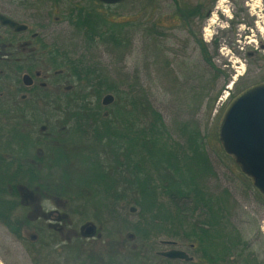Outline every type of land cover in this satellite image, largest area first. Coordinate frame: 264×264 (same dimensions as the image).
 I'll return each mask as SVG.
<instances>
[{
    "label": "rangeland",
    "instance_id": "1",
    "mask_svg": "<svg viewBox=\"0 0 264 264\" xmlns=\"http://www.w3.org/2000/svg\"><path fill=\"white\" fill-rule=\"evenodd\" d=\"M177 4L182 8H178L174 0H124L109 7L93 0H0V10L17 9L13 13H17L18 18L29 15L31 21L27 24L31 32L39 33L49 48L56 47L75 64L79 61L81 69L92 73L93 78L98 74L108 85L120 89L132 86L135 91L145 92L175 140H182V124L189 123L186 124L188 129L197 126L216 173L206 181V187L214 194L225 188L232 199V204L227 203L231 206L225 214L227 220L221 235L215 238L216 249L223 250L224 258L234 264L246 260L248 264H264V201L233 159L223 152L217 139L218 122L226 105L220 106L219 97L235 86L242 90L264 81V0H177ZM195 6L201 7L198 14L187 13ZM79 8H92L103 16L105 23L101 22L100 29L121 43L115 44L112 37H94L89 44L82 31L70 22V15ZM222 25L226 27L222 29ZM199 40L205 44L209 62L200 51ZM42 58L37 61L40 76L33 78L35 86L46 83L53 71L63 70L64 75L71 71V63L61 69L52 68V64ZM1 69L0 65V76H14L12 71L5 73L4 68ZM0 78L3 86L0 87V170L5 172L14 162L10 149H15L17 143L11 128L19 123V129L30 130L35 138L39 136L40 125H46V117L42 116L33 127L27 124L32 122L29 117L27 122L17 117L13 120L8 108L16 101L14 95L19 99L20 95H29V91L15 90L11 82L4 83L3 77ZM63 79L61 89L74 85L71 78L65 76ZM50 81L47 82L48 90L51 89ZM90 91L87 87L86 92ZM107 93L113 95L114 102L116 95L112 92L103 93L100 101ZM36 106L42 109L40 113L46 109L42 102ZM58 121L52 118L48 123L60 129L62 125ZM64 136L68 141V135ZM51 141H42L33 152L46 151V146H60ZM80 144L78 137L65 144V151L75 153L72 152L70 159L57 171L52 170L58 178L63 170L73 176L72 172L84 169L80 160L85 157L77 150ZM84 184L90 186L92 182L84 181ZM4 188L13 195L18 194L16 188L0 186ZM28 191L24 192L25 197L34 195ZM82 193L84 197L76 200L75 211L73 205L61 200L41 199L36 203L30 200L37 205V212L32 205L25 207L24 215L32 217L50 210L66 214L65 222L40 217L34 223L39 228L50 223L60 228L53 234L55 242L48 248L38 243L29 244L30 236L36 234L39 239L38 228L28 226L15 234L0 222V264H86L93 257H102L105 264H188L182 261L167 263L155 255V251L168 248L159 240L172 238L164 235L140 237L133 228L138 218L137 207L130 211L129 205L109 204L104 199L96 204L92 194ZM21 213L22 208L16 214ZM86 225L94 227L92 236L82 233ZM41 234L47 236L45 240L50 239V233ZM173 240L193 257L189 264H202L197 250L190 249L188 241Z\"/></svg>",
    "mask_w": 264,
    "mask_h": 264
},
{
    "label": "trees",
    "instance_id": "2",
    "mask_svg": "<svg viewBox=\"0 0 264 264\" xmlns=\"http://www.w3.org/2000/svg\"><path fill=\"white\" fill-rule=\"evenodd\" d=\"M93 1L100 6H107L98 0ZM174 3L178 7L177 0H174ZM199 8L201 7L195 6L187 13L198 14ZM69 18L73 27L82 31L86 40H89V44H92L94 37H112L115 44L121 43L112 34L108 36L106 30L100 29L105 23L104 17L92 8H79L72 12ZM198 45L204 59L209 62L204 42L199 40ZM43 48H47V45H43ZM44 57L51 61L52 68L61 69L60 67H67L71 63L70 75L67 78H71L74 85L66 90L59 87L54 93L40 90L32 99L65 102L64 105L58 104V107L53 108L52 114H47L45 110L40 113V109L38 112V107L33 105L32 100L19 103L16 94L14 95L16 101L13 102L16 106L8 108L11 118L17 117V120L23 122L30 118L32 122L27 123L33 127L37 120L45 116L46 125H40L39 136L35 138L30 130L24 132L19 129V123L11 128L19 150L11 148L10 151L17 160H25L26 163L17 161L12 163L7 171L0 170V186L16 188L18 191L17 195H13L5 188L0 189V222L15 234H19L21 228L28 226L38 228L39 239L33 241L30 236L29 244L34 246L38 243L41 247L48 248L55 242V239H52L54 229L44 225L39 228L32 218L24 215L28 203L24 192H45L47 196H42L47 198L65 199L74 206L75 211L76 200H80L82 191H85L94 196L96 204H101L104 199V202L109 204L113 202L115 205L137 207L138 218L133 228L143 239L164 235L181 242L188 241L195 244L202 264H225V252L216 249L218 245L215 238L221 235L227 220L225 214L231 206L228 204H232V199L225 188L217 190L214 194L206 187V181L215 177L216 173L198 127L194 125L188 129L186 124L189 123L182 124V140H175L170 136L161 114L153 108L145 92L135 91L132 86L120 89L108 85L98 74L93 78L92 73L81 69L79 61L75 64L56 47L47 50ZM0 77H3L4 83H7V80L11 82L10 85H13L15 90L25 91L23 86H19L21 82L17 76ZM57 80L51 83L62 82L63 75H58ZM0 87H3L1 82ZM87 87L91 88L90 92H86ZM105 92L116 95V100L109 107H103L100 103V98ZM21 104H32L34 108L26 105L30 109L27 112L26 107ZM52 118L59 119L58 123L63 128L56 129V125L48 123ZM64 135H68V141H65ZM76 137L81 141L77 150L80 156L85 157L83 161L80 160L84 169L72 172L73 176L63 170L58 178L54 171L70 159L68 157L73 155L72 152L75 153L70 148L72 152L65 151V144ZM48 139L56 141L60 146H46V151L39 157L33 149ZM86 149L106 150V156H86L83 153ZM86 157L96 160L88 163ZM29 159L41 161V167L35 169ZM46 161L50 164L45 165ZM84 181H91L92 185H85ZM21 208V215H17ZM44 231L50 233L48 238L52 242L50 239L45 240L47 236L41 234ZM93 258L86 264H97V259ZM163 260L167 263L174 262ZM247 262L243 261L242 264H248ZM184 263L189 264L191 261Z\"/></svg>",
    "mask_w": 264,
    "mask_h": 264
},
{
    "label": "water",
    "instance_id": "3",
    "mask_svg": "<svg viewBox=\"0 0 264 264\" xmlns=\"http://www.w3.org/2000/svg\"><path fill=\"white\" fill-rule=\"evenodd\" d=\"M98 1L112 5L123 0ZM0 23L14 31L25 29L24 24L1 13ZM22 81L26 86L31 84V78L26 74L22 76ZM113 99V95L107 93L101 102L103 105H109ZM217 139L223 152L233 159L241 174L249 180L264 201V81L245 87L228 100L218 122ZM130 210L134 211V208L131 207ZM83 229L86 236H90L94 231L92 225H86ZM161 243L175 244L172 240H162ZM158 254L169 260H192V256L178 248H170Z\"/></svg>",
    "mask_w": 264,
    "mask_h": 264
},
{
    "label": "flooded vegetation",
    "instance_id": "4",
    "mask_svg": "<svg viewBox=\"0 0 264 264\" xmlns=\"http://www.w3.org/2000/svg\"><path fill=\"white\" fill-rule=\"evenodd\" d=\"M15 10L17 9H14L13 11H10V10H0V13L5 15L6 17L18 22V23H21V24H24L25 25V29L22 30V31H14L13 29H11L10 27L6 26V25H2L0 23V65L2 66V71H3V68H4V71L5 73L10 70L14 73V76H17L18 77V80L21 82L20 86H23L25 88V91H29V95H20L19 97V103H23L22 101H25V102H31V100L33 98L36 97V94L40 91V90H48L49 88H47L48 84L47 82L50 81V83L52 81H58L57 78H58V75H63V78L68 75H70V72L67 71V74L64 75V72H62L63 70H57V71H53V73L49 76L48 78V81L45 83V82H40L38 85H34V81H33V78H37L40 76V73L37 71V61L39 59H41L42 55H44L47 50H50L49 46L44 42V39L42 38L41 35H39V33L37 32H31L29 30V26L27 23H29L31 21V17L27 14H23L21 15V18H18V15L16 16L17 13H13ZM21 20V21H20ZM26 22V23H23ZM43 45H47V48H43ZM40 57V58H39ZM43 61L44 60H47L48 62L51 63V61L45 57L42 58ZM11 67V68H10ZM22 76L23 75H28L30 76L31 78V84L26 86L24 85L23 81H22V76L20 77V73H22ZM53 78H56L55 80ZM60 81V80H59ZM62 85V82H56V84H50L51 86V89L48 90L49 92H57L58 91V88ZM68 88H66L65 86L63 87V90H66ZM231 89V88H230ZM20 91V90H19ZM239 91L238 89V86H235L234 88L231 89V92H230V96L231 95H235L237 94ZM21 99V100H20ZM33 101V100H32ZM39 102H42L43 103V106L45 109V112L50 113L52 114V110L53 108H56L60 105H64L65 102H53V101H42L40 99H36V102H33V105L38 103L39 105ZM64 103V104H63ZM101 105L103 107L105 106H108V105H103L102 102H100ZM111 104V103H110ZM109 104V105H110ZM23 106L26 107V109L28 110L29 108H33L34 106L31 105H24V104H21ZM16 106L15 105V102H14V105L13 107ZM38 109L40 108L39 106H37ZM40 110L42 111V109L40 108ZM40 111V112H41ZM44 112V111H43ZM14 120V119H13ZM28 124V123H27ZM63 127H61L60 129H62ZM47 136V135H46ZM48 136H51L48 134ZM47 136V137H48ZM49 140V139H48ZM48 140H43L44 142L48 141ZM15 145V149H18L17 148V145ZM38 151H36V154L40 157L43 155V152L42 150L40 149H37ZM106 151V150H105ZM103 151V150H95V151H92V150H84L83 153H85L86 156H96L95 154H98V155H101L103 157L106 156V152ZM91 160H96V158H89L86 157V162L89 163V161ZM17 161H20V163L22 164H25V160H17L16 157L14 156V162H17ZM29 161L33 164V166H35V169H38L41 167V161L37 160H32V159H29ZM30 194V193H29ZM34 195L32 196V194L28 195L29 197H26V199H28V203L26 205V207H31V205L33 207H31L32 209L34 208L36 210V206L34 204V202L31 203L30 200H33L35 201V203L38 201V200H53V199H50V198H47V194L45 192H41V194H35L33 193ZM46 194V196H42ZM56 200H61V201H66L65 199H54L53 201H56ZM130 210V209H129ZM131 211V210H130ZM37 212V210H36ZM30 218H32L35 222L39 220L40 217H42L43 219L46 218L47 220H51V221H60V222H65L64 221V218H65V213H60L58 210H50L48 212H41L40 215H37V216H33L30 215V214H27ZM47 226L51 227L54 229L53 233L55 234V232H58L60 231L59 227L56 225H51L50 224H47ZM56 227V228H55ZM38 232V231H37ZM82 233H84V229L82 230ZM94 234V231L93 233ZM91 234V236H92ZM132 235H129V237H131ZM31 239L33 241L37 240V235H32L31 236ZM162 240H172L175 242L174 245H165V244H162L161 241ZM160 244L163 245V246H166L168 247L167 249H170V248H178V249H181L178 247L177 245V241L176 240H173V239H161L159 240ZM189 248L190 249H195V244H192L190 243L189 245ZM165 249V250H167ZM165 250H159V251H155V255L157 257H160L161 259H166V258H163L162 256H160L158 254V252L160 251H165ZM184 250V249H183ZM186 251V250H185ZM187 252V251H186ZM103 258L102 257H97V264H105V262L102 260ZM111 259V258H110ZM193 259V257H192ZM169 260V259H168ZM242 260V259H241ZM171 261H181V260H171ZM224 263L225 264H234L232 263V261H228V258H225L224 260Z\"/></svg>",
    "mask_w": 264,
    "mask_h": 264
},
{
    "label": "built area",
    "instance_id": "5",
    "mask_svg": "<svg viewBox=\"0 0 264 264\" xmlns=\"http://www.w3.org/2000/svg\"><path fill=\"white\" fill-rule=\"evenodd\" d=\"M225 97H226V94H225L223 97H221L220 100H222V99L225 98Z\"/></svg>",
    "mask_w": 264,
    "mask_h": 264
}]
</instances>
